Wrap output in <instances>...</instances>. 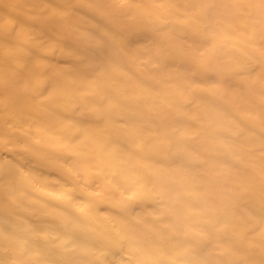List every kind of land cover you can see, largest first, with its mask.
<instances>
[{
    "label": "bare ground",
    "instance_id": "bare-ground-1",
    "mask_svg": "<svg viewBox=\"0 0 264 264\" xmlns=\"http://www.w3.org/2000/svg\"><path fill=\"white\" fill-rule=\"evenodd\" d=\"M0 264H264V0H0Z\"/></svg>",
    "mask_w": 264,
    "mask_h": 264
}]
</instances>
